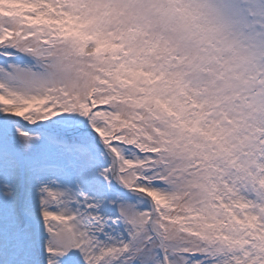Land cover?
Segmentation results:
<instances>
[{
  "label": "snow or ice",
  "instance_id": "1",
  "mask_svg": "<svg viewBox=\"0 0 264 264\" xmlns=\"http://www.w3.org/2000/svg\"><path fill=\"white\" fill-rule=\"evenodd\" d=\"M0 264H264V0H0Z\"/></svg>",
  "mask_w": 264,
  "mask_h": 264
}]
</instances>
